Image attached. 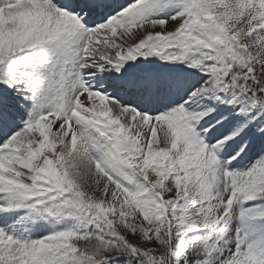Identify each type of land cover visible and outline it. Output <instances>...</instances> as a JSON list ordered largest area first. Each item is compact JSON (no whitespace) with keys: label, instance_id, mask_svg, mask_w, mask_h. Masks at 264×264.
Wrapping results in <instances>:
<instances>
[{"label":"snow or ice","instance_id":"6c2138e0","mask_svg":"<svg viewBox=\"0 0 264 264\" xmlns=\"http://www.w3.org/2000/svg\"><path fill=\"white\" fill-rule=\"evenodd\" d=\"M0 264H264V0H0Z\"/></svg>","mask_w":264,"mask_h":264}]
</instances>
